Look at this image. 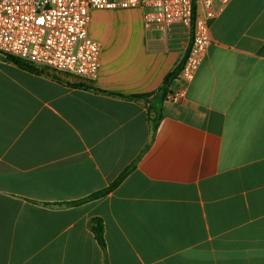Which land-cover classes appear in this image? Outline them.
<instances>
[{"label":"crops","instance_id":"0c3cea01","mask_svg":"<svg viewBox=\"0 0 264 264\" xmlns=\"http://www.w3.org/2000/svg\"><path fill=\"white\" fill-rule=\"evenodd\" d=\"M89 36L93 82L0 55V264H264V0H231L212 21L178 104L157 92L189 28L94 10ZM140 95L150 103L128 98Z\"/></svg>","mask_w":264,"mask_h":264},{"label":"built area","instance_id":"2783aa9c","mask_svg":"<svg viewBox=\"0 0 264 264\" xmlns=\"http://www.w3.org/2000/svg\"><path fill=\"white\" fill-rule=\"evenodd\" d=\"M231 0H0V55L93 82L100 45L89 36L94 10L142 11V25L164 31L190 29L191 43L177 74L181 85L166 101L182 102L210 45V25Z\"/></svg>","mask_w":264,"mask_h":264},{"label":"trees","instance_id":"16d2710c","mask_svg":"<svg viewBox=\"0 0 264 264\" xmlns=\"http://www.w3.org/2000/svg\"><path fill=\"white\" fill-rule=\"evenodd\" d=\"M3 58L7 62L14 64V65L18 66L21 69H24V70H27V71H31V72H34V73H43V72H45L44 70L50 71V70L45 69V68L36 67V66H34V65H32V64H30L28 62H25L23 60H20L18 58L12 57V56H8L7 55V56H3ZM180 68H181V64L173 72L168 74L165 77V79L163 80L162 85H161L159 91L157 92V94L160 95V101H166V96H167V94L170 91V85L173 82V80L176 78ZM151 96L152 95H140V96H130L128 98L134 99V100H142V101H145V102H149L150 101L149 98ZM149 110L150 111L153 110L151 105L149 107ZM154 114H155V116H154V119L152 121L153 130H155L157 128L158 120L160 119V115H159L158 111L156 112V110H155ZM129 171H130V168L127 169L113 184H111V186L109 188H107V189H105V190H103L101 192H98L96 194H93L92 196L86 198L85 200H82V201H79V202H75L73 204H81V203H84L86 201L94 200V199H97V198H100V197L104 196L108 192L112 191L115 187H117L120 184V182L126 177V175L129 173ZM89 228H90L91 232L93 233L98 245L103 250H105L106 245H105L102 221L100 219H98V218L91 219V221L89 223Z\"/></svg>","mask_w":264,"mask_h":264},{"label":"rangeland","instance_id":"374dc122","mask_svg":"<svg viewBox=\"0 0 264 264\" xmlns=\"http://www.w3.org/2000/svg\"><path fill=\"white\" fill-rule=\"evenodd\" d=\"M131 21H132V22H135V21H136V17H135V16H133V17L131 18ZM122 34H124V33H123V32H121V33H120V35H122ZM117 36H119V35H117Z\"/></svg>","mask_w":264,"mask_h":264}]
</instances>
